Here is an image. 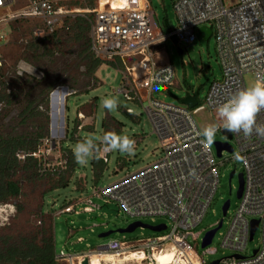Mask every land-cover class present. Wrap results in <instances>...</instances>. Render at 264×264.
Instances as JSON below:
<instances>
[{
	"label": "rangeland",
	"instance_id": "rangeland-1",
	"mask_svg": "<svg viewBox=\"0 0 264 264\" xmlns=\"http://www.w3.org/2000/svg\"><path fill=\"white\" fill-rule=\"evenodd\" d=\"M148 1L163 31L176 26L173 9L176 0ZM94 2L75 0L69 3L81 11L66 20L67 29L52 35H35L34 30L41 26L35 20L14 19L4 28L7 40L0 49L4 57L0 67V138L14 140L20 150L16 152V163L4 172L2 180H13L20 191L17 196L0 202V247L21 246L23 240L40 244L52 239L57 252L77 254L97 249L111 240L135 241L159 235L139 227L130 233L116 232L132 222L140 221L150 226L168 223L163 216L131 217L115 203L106 204L93 195L95 189L114 184L162 156L160 142L145 112L147 102L127 101L121 94L112 93L121 86L123 67L100 61L91 71L94 58L89 50V29L85 32L83 27L86 22L90 23ZM233 2L224 0L226 5ZM24 4L25 0H13L11 9ZM165 19L169 27L163 25ZM215 44L213 36L204 40L200 34L190 45L168 39L161 47L174 71L173 84H154L152 98L182 106L181 100L192 95L198 105H202L209 86L221 76ZM19 66H24L26 71L20 73ZM243 78L246 87L255 83L249 73ZM59 87L66 89L67 96L62 116L57 121L59 128L53 135L50 99ZM112 96L118 99V106L106 109L103 100ZM126 109H131L133 114H127ZM78 113L83 115L82 119H78ZM194 119L200 130L215 123L207 110L198 112ZM117 128L113 136L126 135L134 139V151L126 153L112 149L103 171L96 176L91 161L95 155L100 159L98 143L105 144L103 134L108 136ZM85 139L95 141L96 151L87 163L80 164L74 158L73 148ZM226 140L216 132L213 141L207 143L217 165L218 186L212 203L194 230L200 233L198 251H202L200 243L204 234L222 220L223 226L210 246L217 252L207 256L209 262L230 256L231 251L220 247V239L239 205L237 174L241 172V163L239 158H234L237 144L229 140L234 154L223 152L221 157L216 155L214 146L215 142ZM234 168L235 175L230 179ZM86 198L96 207L80 203ZM226 201H229V209L224 216L222 206ZM72 204L78 214H58ZM108 231L113 233L99 237ZM258 238L259 233H256L244 254H252L258 246Z\"/></svg>",
	"mask_w": 264,
	"mask_h": 264
},
{
	"label": "built area",
	"instance_id": "built-area-1",
	"mask_svg": "<svg viewBox=\"0 0 264 264\" xmlns=\"http://www.w3.org/2000/svg\"><path fill=\"white\" fill-rule=\"evenodd\" d=\"M12 1L0 0V49L7 40L4 28L14 19L35 20L41 24L34 30L35 35H52L67 29L66 20L77 13L69 4L75 0H25L16 9H11ZM173 9L176 26L163 31L148 0H95L89 28L94 58L123 67L121 86L112 93L121 94L127 101L147 102L145 112L162 151L156 162L105 188L95 189L93 195L106 204L115 203L131 217L163 216L168 223L154 225L165 226L164 230L155 232L159 234L155 237L111 240L97 249L77 254L61 250L55 255L59 264H81L84 260L90 264L92 254L119 257L130 252L138 255L133 264H161L156 256L165 252L170 258L162 264H264V136L255 131L249 135L229 132L230 138L222 134L226 129L221 127L217 131L227 138L223 143L232 149H222L219 157L223 152L234 154L228 141L236 142L234 158L238 155L241 163L237 178L241 175L243 180L238 208L220 239V247L231 251L230 256L207 260V256L217 252L210 246L223 226L222 220L210 244L204 248H201L202 238V251H198L200 233L194 232L218 186L213 153L202 142L194 115L207 110L215 123H219L218 105L246 87L245 74L253 75L255 83L264 81V0H234L230 5L224 0H176ZM202 26L209 27L215 38L220 79L211 83L203 104L197 102L192 109L184 104L174 106L153 99L154 84L172 85L174 79L168 55L161 46L168 39L193 44ZM3 64L0 53V67ZM19 70L23 73L26 68L19 66ZM125 112L133 114L131 109ZM82 118L78 113V119ZM256 123L264 124V109L257 113ZM99 145L100 159L107 163L111 151L104 152L105 144ZM232 171L235 175V168ZM80 203L96 207L90 198ZM228 209L229 206L224 216ZM78 212L72 204L58 214ZM256 233H259L258 246L251 255L244 254ZM77 240L80 242L82 238Z\"/></svg>",
	"mask_w": 264,
	"mask_h": 264
},
{
	"label": "clouds",
	"instance_id": "clouds-1",
	"mask_svg": "<svg viewBox=\"0 0 264 264\" xmlns=\"http://www.w3.org/2000/svg\"><path fill=\"white\" fill-rule=\"evenodd\" d=\"M106 109H113L118 106V99L115 96L103 100ZM264 109V81H258L249 87L234 92L226 101L219 104L217 113L219 123H211L199 130L203 137V143H211L216 132L222 127L229 132H243L245 135L256 134L264 136V124H257V113ZM104 152L112 149L121 152L131 153L134 151L135 140L128 136H107L104 138ZM96 143L92 139H85L78 142L73 148L75 160L85 164L89 157L94 156ZM237 158L239 156L237 155Z\"/></svg>",
	"mask_w": 264,
	"mask_h": 264
},
{
	"label": "trees",
	"instance_id": "trees-1",
	"mask_svg": "<svg viewBox=\"0 0 264 264\" xmlns=\"http://www.w3.org/2000/svg\"><path fill=\"white\" fill-rule=\"evenodd\" d=\"M89 28L90 23L86 22L83 30L86 32ZM90 53L94 58L91 50ZM98 65H100V61L94 58L91 71ZM104 126L105 124L103 123V128ZM117 130L118 128L108 134V136H113ZM103 137L105 138L107 136L103 134ZM18 146L19 145L15 144L14 140L0 138V202H5L9 198L17 196L20 191L18 185L13 180L8 178L2 180L3 176L6 175L4 172L9 170L12 165L16 163V152L20 150V147ZM27 158L31 159V157L28 156ZM104 164L105 162H103L102 159L97 158V155L94 156L91 161V166L92 171L96 176L103 171ZM56 254L57 251L55 250L52 239L44 240L40 244H35L33 241L23 240V245L21 246L13 245L0 247V264H59L55 260Z\"/></svg>",
	"mask_w": 264,
	"mask_h": 264
},
{
	"label": "water",
	"instance_id": "water-1",
	"mask_svg": "<svg viewBox=\"0 0 264 264\" xmlns=\"http://www.w3.org/2000/svg\"><path fill=\"white\" fill-rule=\"evenodd\" d=\"M163 25L165 27L168 26V21L165 19L164 22H163ZM197 33L202 35L203 39L204 40H208L210 37H211V29L209 27H206V26H202L200 28H198L197 30ZM182 104L184 105H187L189 106L190 108H193L196 106L197 104V100L194 96L192 95H187L185 96L182 100H181ZM223 135L227 136L228 138H230V134H229V131L228 130H224L222 132ZM214 146H215V150H216V155L219 157L220 156V151L222 149H227L228 151H231L232 149L230 148V146L226 143H220V142H215L214 143ZM233 171H231L230 173V176L229 178L231 179L232 176H233ZM238 189H237V198L240 197V193H241V190H242V185H243V180H242V176L239 175L238 176ZM229 206V201H226L223 206H222V213L223 215H225L226 213V210ZM221 223L214 229L208 231L205 233L204 237H203V240H202V243H201V248H204L205 246L209 245L210 242H211V239L214 235V233L217 231V229L220 227ZM256 225L257 223L255 222L253 227H252V231H251V235L253 234L255 228H256ZM145 228V229H149L153 232H159V231H162L165 229V226L164 225H159V226H150V225H147V224H143L142 222L140 221H135V222H132L131 224H129L126 228L124 229H118L116 232L118 233H130L132 231H134L136 228ZM111 233H113V231H108V232H105V233H102L99 235L100 238L102 237H106L108 235H110ZM82 264H88L87 263V260H84L82 262ZM212 264H216L215 263H212Z\"/></svg>",
	"mask_w": 264,
	"mask_h": 264
},
{
	"label": "bare ground",
	"instance_id": "bare-ground-1",
	"mask_svg": "<svg viewBox=\"0 0 264 264\" xmlns=\"http://www.w3.org/2000/svg\"><path fill=\"white\" fill-rule=\"evenodd\" d=\"M77 12L81 11L80 9H75ZM75 11V12H76ZM86 11V10H85ZM67 96V91L65 88H57L56 91L51 95L50 99V117H51V132L53 135L55 134V131L59 128L58 120L62 116L63 112V105L64 100ZM157 257L158 262L166 263L170 256L167 252L165 254H160ZM138 259V255L136 253H129L127 255L115 257L110 255H100L97 256L95 254L91 255L90 258V264H123L125 261L129 262L128 264H133L134 261ZM101 260L105 261L104 263H101ZM82 264V263H81Z\"/></svg>",
	"mask_w": 264,
	"mask_h": 264
}]
</instances>
